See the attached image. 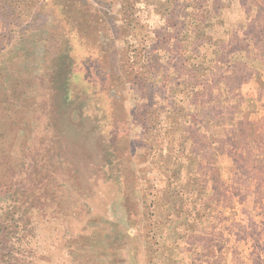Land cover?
<instances>
[{
    "label": "rangeland",
    "instance_id": "1",
    "mask_svg": "<svg viewBox=\"0 0 264 264\" xmlns=\"http://www.w3.org/2000/svg\"><path fill=\"white\" fill-rule=\"evenodd\" d=\"M1 222L26 264H264V0H0Z\"/></svg>",
    "mask_w": 264,
    "mask_h": 264
},
{
    "label": "trees",
    "instance_id": "2",
    "mask_svg": "<svg viewBox=\"0 0 264 264\" xmlns=\"http://www.w3.org/2000/svg\"><path fill=\"white\" fill-rule=\"evenodd\" d=\"M32 189V188H31ZM30 188H28L27 190V195L30 196V193H32L33 190H31ZM16 194H14V199L12 200V204H10L11 208H10V212H12V215H8L7 218H13L11 219V222H14V219L17 218V221L22 222L24 221H28V218L31 217V214L33 213H29L31 210H33L34 205L32 204H26V205H20L18 203V200L16 199ZM20 213H23L24 215V219L21 220V217L19 216ZM18 216V217H17ZM33 218V215H32ZM10 220H7V223H9ZM4 224L1 222L0 223V264H26L25 261L19 260L18 256L16 255V248H10L8 247L9 244L13 243V240L11 239V241L9 243H6V247L3 246V238H7V235L9 233H4L5 230H7V227H2ZM37 229V227H35ZM1 246L3 248H1Z\"/></svg>",
    "mask_w": 264,
    "mask_h": 264
}]
</instances>
